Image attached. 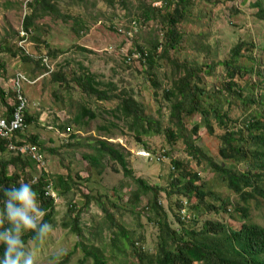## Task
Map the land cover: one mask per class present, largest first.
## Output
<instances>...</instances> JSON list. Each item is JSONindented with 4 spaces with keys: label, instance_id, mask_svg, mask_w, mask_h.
I'll return each mask as SVG.
<instances>
[{
    "label": "rangeland",
    "instance_id": "374dc122",
    "mask_svg": "<svg viewBox=\"0 0 264 264\" xmlns=\"http://www.w3.org/2000/svg\"><path fill=\"white\" fill-rule=\"evenodd\" d=\"M258 1L264 4V0H194L197 9L185 8V18L177 25V31L184 35L182 46L176 51H168L166 55L163 53L164 48L158 46L157 52L162 60L154 58L152 64L143 66L145 61L142 57L125 62L126 50L129 49L130 55V49L134 50L139 45L146 53L155 44H163L168 27V24L162 25L161 16L164 12L157 13L152 9L156 17L148 21L141 15L145 11L144 7L153 3L157 6L159 0H55L56 11L35 18L29 42L24 47L29 53L27 56L18 46V33L24 16L29 13L28 9L24 10L21 0H0V61L4 65V71L0 73V88L9 94L6 95L7 105L0 101V115H4L15 100L14 77L22 74L33 81L31 84L21 82L29 102L27 114L33 120L28 125V139L27 132L22 139L28 142L34 134L44 138L45 141L40 140L38 146L45 156L50 177L55 180L57 176H62L73 182L72 190L59 197L54 206L52 230L43 240L26 244L25 250L33 253L34 264H58L80 237L85 247L95 242L96 238L104 244L118 232L112 223L124 228L130 240L144 238L141 245L143 250L151 253L153 246L156 248L154 240L158 230L154 222L157 214L148 211L151 197L144 195L135 202L132 193L136 187L124 176L117 163L104 156L101 157V165L96 166L86 159L89 155H98L100 142H107L125 157L127 168L134 177L142 178L160 190L169 187L171 161L174 159L186 161L183 163L185 172H199L201 181L217 178L209 174L208 161L225 168L233 166L219 157L220 138L224 132L218 129L213 118V134L209 135L201 126L198 134L192 138L194 146L203 152L207 160L194 166V161L184 154L185 142L190 141L182 139L173 147L169 146L166 129L171 105L165 101L163 91L172 85L173 77L176 79L185 72L186 66L197 63L209 65L212 68L210 73L200 75V88L208 95L203 99L212 106L215 96L223 94L226 101L218 105L220 111L227 115L228 127L232 128L236 120H241V106L232 100L235 97L232 92H237L239 86L245 93H250L251 87L246 89L245 84L253 82H261L263 89L264 72L259 69L263 78L256 75H244L242 79L234 77L237 88L227 91L222 63L231 51L238 48L233 61L236 66L251 69L256 67L257 61L258 64L262 63L264 70V21L255 15ZM172 9L173 6L170 7ZM198 18L202 20L200 23ZM135 19L141 23L138 35L127 38L124 30L118 32V28L135 29V24L130 23ZM200 31L204 35L202 41L210 46L207 47V50L210 49L209 57L205 48H197V34ZM189 34L192 35L191 44L186 43ZM23 56H29L31 62L24 63ZM44 56L48 59V68L41 60ZM35 62L46 67L48 72L41 74ZM56 73H60V78L55 79L53 74ZM78 75L96 81L98 85L95 88L106 92L109 99L99 100L96 95L84 92L81 83H77ZM154 81L156 85H153ZM252 95L260 100L263 92L256 90ZM124 98L136 100L142 108L144 120L161 126L159 132L153 131L143 138L148 149L137 141L134 128H129V123L116 111ZM84 110H89V115L93 116H84ZM77 118L80 120L76 123ZM183 122L189 131L195 123H201L200 114L195 113ZM67 125L71 132L65 135ZM48 126L51 127L49 130ZM165 151L168 153L163 155ZM12 156L18 155L6 150L0 153V160H9ZM20 159L23 165L16 161L8 168L9 174L17 173L20 177L32 178L40 175L34 164L26 158ZM237 169L242 167L237 166ZM182 180L185 182L186 178ZM209 190L220 200H229L228 206L232 211L218 219L226 222L231 230H238L242 224L238 210L244 204L221 181H217ZM159 198L170 216V202L161 191ZM190 201L192 204L194 198ZM212 202L219 204L214 200ZM69 203L76 206L74 212L78 215L81 212L78 219L80 236L72 233L63 223H72L73 213L67 212ZM245 206L249 220L264 226V201L257 198ZM104 208H107L106 211ZM2 216L0 213V219ZM200 217L196 230H200V225L206 220V217ZM209 219L216 220L214 217ZM37 223H40L39 216ZM186 223L191 225L189 221ZM97 224H100L101 229L92 235ZM115 251V255L108 257L110 264H135L128 242L119 240ZM82 257L83 253L77 251L66 264H80ZM83 264L92 262L87 260Z\"/></svg>",
    "mask_w": 264,
    "mask_h": 264
},
{
    "label": "trees",
    "instance_id": "16d2710c",
    "mask_svg": "<svg viewBox=\"0 0 264 264\" xmlns=\"http://www.w3.org/2000/svg\"><path fill=\"white\" fill-rule=\"evenodd\" d=\"M159 1V6H155L153 3L150 6L144 7L145 11L141 12V15L144 16L145 21H148L156 17L155 14L153 15V10L157 13L164 12L161 16L162 25L168 24V27L164 33L163 44H155L146 53L142 46L137 45L134 50L130 49V55L128 51L129 56L125 57V62L130 60V56L138 55L139 58L142 57L144 59L143 66H145L146 63L152 64L154 58L157 61L162 60L160 53L157 52L158 46H162V49L164 48L163 53L165 55L168 51H176L182 46L184 35L181 31H177V25L185 18L186 10L184 9H190V7L191 9H197V5L196 7L194 6V0ZM54 4L55 0H34L30 5L29 13L24 16L22 28L25 30L33 29L36 17L41 18L45 13L56 11ZM257 4L258 11L255 15L258 19L264 21V4L259 1ZM172 6L173 9L170 10ZM158 7H160L159 10H157ZM197 21L200 23L202 20L198 18ZM130 23L135 24L136 33L129 27L126 29L118 28V32L121 33L122 30L124 32L132 31L134 36L138 35L141 23L136 19L131 20ZM191 36L189 34L186 43H192ZM203 37L204 35L200 31L197 34L199 42L197 48L203 47L207 50V47L210 46L202 41ZM206 52L208 53L207 57H209L210 49ZM237 54L238 48L236 51H231L227 59L222 63L224 76L227 81L225 84L227 85V91H233L234 88H237L236 83L233 81L234 77L242 79L244 75H256L263 78L261 73V71L264 72L262 63L258 64L255 60V68L238 67L233 63ZM26 56L22 58L24 63L31 62V59L28 58L29 56ZM35 63L38 69L40 68L41 74L48 72L46 67L39 62ZM211 69L209 65L190 64L186 66L185 72L181 76L176 79L173 77L172 85L163 91L165 101L171 105L168 120L169 125L166 129L167 143L170 147H173L178 140L184 139V141H190L185 142L186 148L184 154L189 156L190 160H193L196 165H199L201 162L207 160V157L199 148L194 146L192 138L193 135L198 134L201 126L205 128L209 135L213 134L211 124V119L213 118L218 129L224 132L220 138L222 147L218 151L219 157L223 162H231L233 166L225 168L223 165L208 161L209 174L211 175L212 173L217 178L211 181H201L199 173L185 172L186 168L183 163L186 161L174 159L171 161L172 174L169 187L168 189L160 190L158 186H150L142 178L134 177L131 170L127 168L125 157L107 142H100V148L97 150L98 155H89L86 159L89 163L96 166L100 164L101 157L104 156L108 160L117 163L121 167L124 176L129 178L136 187V190L132 193L135 202H138L139 198L144 195L151 197L148 203L150 207L148 211L157 214V219L154 222L158 230V236L154 240L156 248L154 249L153 246V252L151 253L143 250L141 245L144 243V238L139 237L138 239L130 240L129 234L124 228L118 226L116 223H112L117 227L118 232L108 238L104 244L100 243L101 239L96 238V241L90 243L88 248L83 246L80 237L58 264H66L69 258L73 257L77 251L83 253L82 259L79 260L80 264L85 263L87 260H90L92 264H110L108 257L116 254L115 250H117V242L119 240L125 243L128 242L135 259V264H264V228L258 225L246 226L249 224H247L248 210L245 206L247 202L257 198L264 201V87L262 89L261 82H253L250 85L249 83L245 84L246 89L251 87L252 93L256 90L263 92L260 100L255 98L251 92L245 93L239 86L237 92H232L235 96L232 100L240 103L242 119L236 120L234 126L229 128L226 123L227 115L220 111L221 108L218 105L226 101L223 94L219 93L215 96L212 106L208 101L203 99L207 98L208 95L200 88V75L202 73L209 74ZM2 71H4V65L0 61V73ZM53 76L55 79H58L60 78V73L53 74ZM76 78L77 83H81L84 92L96 95L99 100L109 99L106 92L95 88L98 83L93 79L89 77L82 78L81 75L76 76ZM153 85H156L155 81ZM7 94L8 92H4L0 88V101L4 103L3 105H7ZM13 94L15 95V92ZM121 101L116 111L126 123H129V128H134V136L137 141L143 144V148L148 149L143 138L149 136L153 131L159 132L161 126L159 124L153 125L149 121L144 120L142 108L133 98H124ZM14 102L7 108L5 114L7 118L11 116L15 106ZM195 113L200 114L201 123H195L192 129L187 131L183 120L188 119V117ZM82 114L84 116L89 115L90 111L84 110ZM25 120L27 124L33 121L28 116L27 111L25 112ZM78 120L80 118H77L75 122L77 123ZM143 122L146 124L144 125ZM66 128L71 129L68 125L65 126V130ZM34 136L28 142L38 146L39 139L36 135ZM5 151L4 141H0V153L2 154ZM167 153L165 151L163 155ZM159 154L161 153L159 152ZM20 158L19 156H12L9 160H0V205L3 207L2 201L5 189L18 186L21 182H29L37 193L38 205L42 209L40 212L42 214L40 222H47L53 226L55 203L52 198H47L44 195L43 183L46 179L45 175H42L36 183H33L32 177H20L17 173L9 174L8 168L10 165L15 164L16 161H20L23 165ZM237 166H241L242 169H237ZM182 178H186V181L183 182ZM217 181H221L244 204L238 210L242 214L241 217L243 219L241 222L242 227L238 231H231V227L226 222L218 219L222 215H228V212L232 210L228 206V199L220 200L216 194L209 190ZM53 183L59 197L64 196L72 190L73 182L69 178L65 179L62 176H57L53 180ZM159 191L163 192L166 199L170 202L168 208L170 216L160 203ZM192 198H194V202L191 204L190 200ZM212 200L219 202V204L215 205ZM75 208V205L69 203L67 212L73 213L72 223H63L69 227L72 233L80 236L81 228L78 224V219L81 212L78 215L77 212H74ZM106 209L104 208V211ZM200 216L202 218L206 217V220L200 225L201 229L196 230L195 227L199 225ZM210 217H214L216 220L212 221L209 219ZM186 221H189L191 225H187ZM7 226V221L2 216L0 219V230H3ZM94 227L95 232H92V235L101 229L100 224ZM34 236L33 230H26L22 234L21 239L24 249L30 241L35 243L41 241L35 239ZM3 251L4 245L0 242V259L3 258Z\"/></svg>",
    "mask_w": 264,
    "mask_h": 264
},
{
    "label": "clouds",
    "instance_id": "9594fccd",
    "mask_svg": "<svg viewBox=\"0 0 264 264\" xmlns=\"http://www.w3.org/2000/svg\"><path fill=\"white\" fill-rule=\"evenodd\" d=\"M29 9H30V7H29ZM129 28L132 29L133 32L136 33V31H137L136 28L135 29L131 28V27H129ZM133 32L132 31L125 32L127 38H131V36L133 35ZM121 33H122V31H121ZM128 51H129V49L126 50L125 57L129 56ZM138 58H139L138 55H133V56H130V60H127L126 62L129 63V62L133 61L134 59H138ZM28 82H29V84L33 83V81L31 82L29 80H28ZM21 88H22V86H21ZM28 107H29V102H28V106H27L26 111L28 110ZM0 117H6V116H0ZM24 118H25V114H24ZM25 123H26V120H25ZM26 125H27L26 131L23 133L17 134V138L21 139L22 141H25L22 138L24 137V135L26 134V132L29 128L28 127L29 124L26 123ZM70 132H71V129H70ZM70 132L67 133L65 130L64 133H65V135H67ZM26 139H28V137H26ZM25 142H27V141H25ZM27 143H29V142H27ZM221 147H222V143H221L219 149ZM18 156L22 158V156H20V155H18ZM44 158H45V156H44ZM26 160H28V159H26ZM34 165L36 166V168L40 172V175L37 177H33V180H34V178L39 179L42 175H45L46 179L43 183L44 195H45L46 183L51 182L53 190L55 191L57 197H56V199H53L50 196H46V195L45 196L47 198H52L54 203L56 204L59 196H58L57 190L54 188V183H53L54 179H52L50 177L51 174H50V172H48L47 166H46L47 172H45V171H41L36 164H34ZM194 166H196L195 162H194ZM38 179H37V181H38ZM2 204H3V207H2V209H0V213H2L4 220L7 221L8 226L3 228V230H0V242H2L4 245V251H3V256H2L3 258L0 259V264H34L33 253L31 251H26L24 249L23 241L21 239L22 234L26 230H33L35 233L34 238L37 240H43L48 235V233L52 230V226L47 222L37 223V216L42 217L41 216L42 214L40 213L42 211V209H40L38 206L37 193L34 191L31 183L21 182V183H19L18 186H13V187H10V188H7L4 190V199L2 201ZM240 216H242V214H240ZM241 220L243 221L242 217H241ZM247 224H249V225H246L248 227H251L250 225H258V226L264 228V226H262L260 224L252 223L249 220V213H248ZM241 227H242V224L238 230H240ZM238 230H236V231H238ZM231 231H234V230H231Z\"/></svg>",
    "mask_w": 264,
    "mask_h": 264
},
{
    "label": "built area",
    "instance_id": "2783aa9c",
    "mask_svg": "<svg viewBox=\"0 0 264 264\" xmlns=\"http://www.w3.org/2000/svg\"><path fill=\"white\" fill-rule=\"evenodd\" d=\"M33 1L34 0H21L24 10H29V7ZM30 34V29L25 30L23 28H21L20 32L18 33V46L25 51L26 55H29V53L26 52L24 47L29 42L28 40ZM41 60L48 68L49 66L47 57L44 56L41 58ZM22 81L29 83L24 75L17 74L13 81L15 106L10 118L0 117V141H4V145L8 151L14 152L23 158L28 159L31 163L36 164L41 171L47 172L46 161L39 146L27 143L17 138L18 133H23L27 129L24 114L28 106V100L21 88ZM66 132H70V129L67 128ZM37 179L38 178H34L33 182L35 183ZM45 195L50 196L53 199H56L57 197L51 182L46 183Z\"/></svg>",
    "mask_w": 264,
    "mask_h": 264
},
{
    "label": "crops",
    "instance_id": "0c3cea01",
    "mask_svg": "<svg viewBox=\"0 0 264 264\" xmlns=\"http://www.w3.org/2000/svg\"><path fill=\"white\" fill-rule=\"evenodd\" d=\"M2 113H3V112H1V114H2ZM5 114H6V112H5ZM5 114H4V115H5ZM4 115L2 114V115H0V116H4ZM50 128H51V127H49V126L47 127V129H48V130H49ZM28 134H29V133L27 132V134H26V135H27V137H29V135H28ZM30 134H31V135H33L34 133H30ZM34 135H36V136L38 137V139H39V142H41V141H45V139H44V138H41L40 136H38V134H34ZM34 135H33V136H31V137H30V139H31V138H33V137H35ZM40 140H41V141H40Z\"/></svg>",
    "mask_w": 264,
    "mask_h": 264
}]
</instances>
